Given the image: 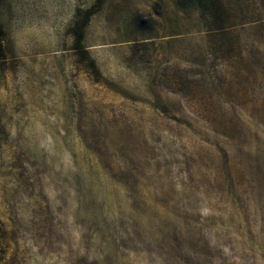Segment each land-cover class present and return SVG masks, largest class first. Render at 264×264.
<instances>
[{"label":"rangeland","instance_id":"rangeland-1","mask_svg":"<svg viewBox=\"0 0 264 264\" xmlns=\"http://www.w3.org/2000/svg\"><path fill=\"white\" fill-rule=\"evenodd\" d=\"M262 98L264 0H0V264H264Z\"/></svg>","mask_w":264,"mask_h":264},{"label":"trees","instance_id":"trees-1","mask_svg":"<svg viewBox=\"0 0 264 264\" xmlns=\"http://www.w3.org/2000/svg\"><path fill=\"white\" fill-rule=\"evenodd\" d=\"M80 42V37H78L77 39V43ZM231 47L229 45L226 46L225 51L228 52V48ZM252 54L253 51H251ZM225 53V52H224ZM210 85H213L211 83L206 82V80H204V82L200 83V85L198 86L199 88L204 87L205 88V92H210L209 93V97H211V99H208L209 101H212L213 103L216 104L217 107H219L222 111L220 112L219 115H214L212 116L210 119L213 120V122H215L217 124V134L222 136L224 139L226 140H231V139H235L236 136L238 134L241 133L242 131V126H241V120L240 118L232 112H228V110H226V108L231 109V105L234 104V102L224 96H217V95H213V90L210 89ZM216 88H220V84L217 83ZM214 96V97H213ZM214 98V99H213ZM208 100H202L204 105L207 104ZM250 101V100H249ZM244 101V103H240L239 107L240 110H244L242 112H244L245 115L249 116L250 119H253L259 126L264 127V98L256 101L255 100V105L257 107H260L261 109L257 110V113H255L256 111H252L254 113H250V109L246 110V104L249 102ZM251 102H254V100H252ZM258 102V103H256ZM243 106V107H242ZM255 108V107H254ZM249 110V111H248Z\"/></svg>","mask_w":264,"mask_h":264}]
</instances>
